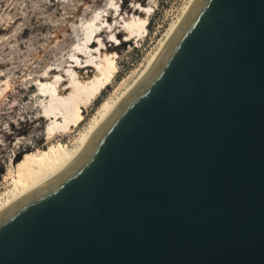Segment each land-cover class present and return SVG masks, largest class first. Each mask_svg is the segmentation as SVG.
<instances>
[{"label":"water","instance_id":"water-1","mask_svg":"<svg viewBox=\"0 0 264 264\" xmlns=\"http://www.w3.org/2000/svg\"><path fill=\"white\" fill-rule=\"evenodd\" d=\"M0 264H264V0H200L85 152L0 219Z\"/></svg>","mask_w":264,"mask_h":264},{"label":"rangeland","instance_id":"rangeland-1","mask_svg":"<svg viewBox=\"0 0 264 264\" xmlns=\"http://www.w3.org/2000/svg\"><path fill=\"white\" fill-rule=\"evenodd\" d=\"M111 1L0 0V195L11 185L12 169L24 160L25 151L32 155L48 148L45 134L48 122L40 118L41 102L46 98L37 88L39 77L52 69L69 66L72 48L84 45L81 23L106 4L111 6ZM115 1L124 16L132 15L130 0ZM186 2L159 1L148 21L147 36L139 43L133 40L132 44L127 42L126 47L123 44L117 49L119 72L113 83L86 108L84 122L67 135L59 133L56 140H73L85 131L96 108L115 92L118 80L132 76L140 67Z\"/></svg>","mask_w":264,"mask_h":264},{"label":"bare ground","instance_id":"bare-ground-1","mask_svg":"<svg viewBox=\"0 0 264 264\" xmlns=\"http://www.w3.org/2000/svg\"><path fill=\"white\" fill-rule=\"evenodd\" d=\"M58 1L64 3L65 0ZM130 1L132 15L128 13L124 16L123 9L115 14V10L106 4L99 12H94L96 14L94 19L92 14L90 19L81 23L87 33L88 42H83L84 45L76 44V50H82L86 54L82 56L73 48L70 51L72 56L68 54L73 60L80 61V66L69 64L63 68L52 69L45 76L39 77L37 85L46 95V99L41 102L43 114L40 118L48 122L45 127L48 148L32 155H28V150L25 151L24 160L12 169L11 185L0 195V219L32 198L74 164L127 100L153 75L200 2V0H187L177 18L159 39L156 47L132 76L118 80L117 85L114 86L115 92L96 108L89 126L78 138L56 140V135L59 133L67 135L74 128L79 127L85 120L86 108L91 106L113 83L119 72L117 52L119 46L124 44L126 47L127 42L132 44L133 40L138 38L139 43L147 36V22L160 0H149L148 3ZM111 2L115 7L118 4L115 0ZM104 11L107 12V16L103 13ZM108 37L111 38L109 41L106 40ZM112 40L120 42L119 45ZM97 42H100L101 46H98ZM83 60L87 62L85 65ZM64 70L67 71L66 75ZM47 95H50L49 100Z\"/></svg>","mask_w":264,"mask_h":264}]
</instances>
